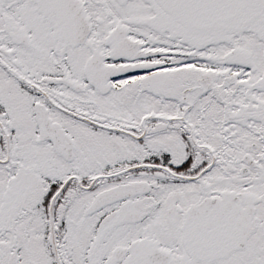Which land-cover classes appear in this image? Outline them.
Returning <instances> with one entry per match:
<instances>
[{"label":"snow or ice","instance_id":"obj_1","mask_svg":"<svg viewBox=\"0 0 264 264\" xmlns=\"http://www.w3.org/2000/svg\"><path fill=\"white\" fill-rule=\"evenodd\" d=\"M0 264H264V0H0Z\"/></svg>","mask_w":264,"mask_h":264}]
</instances>
